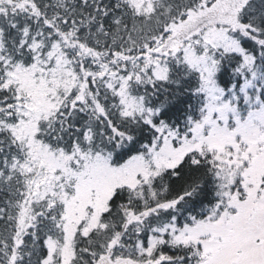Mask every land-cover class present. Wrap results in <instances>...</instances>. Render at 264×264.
<instances>
[{"label":"snow or ice","instance_id":"1","mask_svg":"<svg viewBox=\"0 0 264 264\" xmlns=\"http://www.w3.org/2000/svg\"><path fill=\"white\" fill-rule=\"evenodd\" d=\"M0 264H264V0H0Z\"/></svg>","mask_w":264,"mask_h":264}]
</instances>
